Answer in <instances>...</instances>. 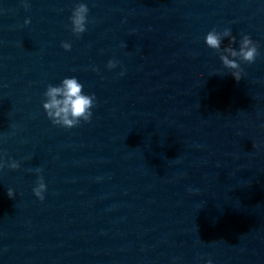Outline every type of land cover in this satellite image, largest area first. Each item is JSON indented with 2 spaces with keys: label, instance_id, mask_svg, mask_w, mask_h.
Here are the masks:
<instances>
[{
  "label": "clouds",
  "instance_id": "clouds-1",
  "mask_svg": "<svg viewBox=\"0 0 264 264\" xmlns=\"http://www.w3.org/2000/svg\"><path fill=\"white\" fill-rule=\"evenodd\" d=\"M23 7L27 10L30 8L28 0H22ZM89 8L86 3H77L70 16L71 31L79 37L87 31ZM30 19H25L24 24L28 25ZM224 38H228L229 43L225 47H221ZM236 42V37L232 34L231 28H225L218 32L216 29H212L206 34V45L215 50L219 54V59L223 66L231 70V75L239 81L242 77L243 68L241 63L252 64L256 58L260 55L258 49L259 45L255 42L250 35L243 34L239 42L238 50L232 47V44ZM61 46L67 50H71V44L69 42H62ZM117 61L109 60L107 67L109 69L115 68ZM96 70V69H94ZM121 75L124 73L121 72ZM83 84H81L77 78H64L57 86L49 84L43 93L45 99L42 101V107L55 126H60L66 129H71L80 125L81 121L91 122L92 108L95 107L96 97L95 94H85L83 91ZM9 167L10 169H18L20 164L12 160L10 163H5L0 158V169ZM38 173V179L36 185L32 191L34 195L41 201L44 200V193L46 191V184L42 175V169L37 168L35 170ZM7 195L9 198L14 197V190L8 188ZM204 264H213L211 258L204 261Z\"/></svg>",
  "mask_w": 264,
  "mask_h": 264
}]
</instances>
